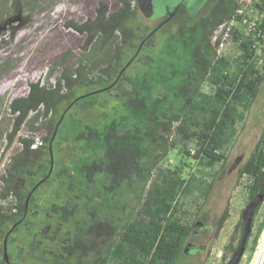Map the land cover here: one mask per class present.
Listing matches in <instances>:
<instances>
[{"label": "trees", "instance_id": "obj_1", "mask_svg": "<svg viewBox=\"0 0 264 264\" xmlns=\"http://www.w3.org/2000/svg\"><path fill=\"white\" fill-rule=\"evenodd\" d=\"M178 1L171 7L172 1L159 0L156 10L164 8L166 12L167 6L174 10ZM261 3L254 7L263 9L264 0ZM199 7L194 5L185 21L175 26L169 22L149 38L157 26L145 25L152 18L142 16L137 0H120L113 13L101 6L96 17L71 24L70 28L87 38L82 59L64 71L55 85L30 84L29 93L12 100L8 107L13 122L7 138L10 144L30 114L40 110L47 119V134L35 149L34 138L17 139L20 148L0 177V200L11 201L8 209L0 206V234L23 218L29 192L50 169L49 147L56 128L59 125L60 131L69 122L74 150L71 163L62 169L67 184H60L59 190L71 196L53 210L63 223L70 219L76 224L91 222L87 234L68 238L82 250L81 259L90 250V242L106 236L113 241L107 258L119 264H177L198 226L186 221L181 212V198L195 180L185 175L183 166L190 160L207 168L224 162L239 124L246 121L264 83V70L256 68L248 42L240 44L243 53L236 64L231 57L220 56L212 43L215 30L235 16L237 0H216L205 14L198 13ZM157 38H161L159 45ZM233 39L239 40L237 33ZM34 63V59L26 62L28 72ZM135 64L138 66L131 72ZM206 85L210 92L204 90ZM112 90L119 95L109 100ZM100 104L105 108L103 117L88 122L72 119L74 114L80 115L78 111H94ZM52 149L53 156H58L56 139ZM157 149L177 150L187 162L162 170L152 191L145 194L142 189V206L136 215L130 217L127 202H123L125 210L119 208L116 215L118 199L132 185L141 187L157 166ZM239 173L251 180L250 202L264 192V133ZM44 187L42 184L34 191L35 200L44 195ZM212 188L213 184H208L203 193L208 195ZM100 193L109 195V212H101L94 203L99 199L94 195ZM255 216L246 245L250 257L264 233V219L254 230ZM228 218L227 210L215 227L217 235ZM239 225L243 227L242 218ZM242 236L243 232L238 245ZM237 248L230 244L226 252L234 254ZM73 252L72 246L64 247V257Z\"/></svg>", "mask_w": 264, "mask_h": 264}, {"label": "rangeland", "instance_id": "obj_2", "mask_svg": "<svg viewBox=\"0 0 264 264\" xmlns=\"http://www.w3.org/2000/svg\"><path fill=\"white\" fill-rule=\"evenodd\" d=\"M14 1H17V7L14 6ZM101 6L106 7L108 13H113L119 8L120 0H0V176L4 173L5 165L11 156L20 148L17 140L19 137L42 141L47 134L45 129L47 119L40 110L30 114L15 141L10 144L7 141L13 124L8 109L10 102L26 96L32 83L55 85L64 71H70L77 65L86 53L87 38L70 26L96 17ZM164 14V8L156 10L154 18L145 21V25L150 28L158 26L165 18ZM142 16L144 17L143 14ZM189 17L188 11H182L172 24L175 26ZM160 40L161 38L156 39L157 45ZM242 42L240 36L239 40L233 39L224 52L225 56L233 59L234 64L243 53L240 45ZM33 59L35 60L33 69L28 72L26 62ZM137 66L138 64H135L131 72ZM97 68L98 66L92 69L93 74L97 73ZM204 90L210 92L211 88L206 85ZM118 95L119 91L112 90L107 98L114 100ZM110 107L111 105L108 106V111ZM104 111V105L100 104L94 111H78L80 115L76 113L72 119H76L77 122H88L93 118L103 117ZM71 129L70 123L67 122L56 134L58 145L62 148L60 168L69 165L72 160L74 147L70 142L73 135ZM263 133L264 83L246 121L239 124L238 136L226 150L227 158L224 162L207 168L203 163L190 160L189 165L183 166L185 175L194 176L195 180L190 191L181 198V212L190 224H198L195 228L197 233L190 241L198 247V251L191 253L189 248H186L188 253L185 250L177 264H228L232 259L234 254L231 251L226 252V248L230 244L238 246L243 232V227L239 223L244 210L250 204L251 180L246 176L241 177L239 169L253 153ZM239 157L243 158L239 168L229 173ZM154 158L158 164L151 170L149 178L141 183V187L132 185L129 191L121 196L120 208L124 209L123 204L127 202L131 215H136L141 209L139 194L142 189L145 194L152 191L162 170L173 169L181 165V161L187 162V159L179 155V151L172 149H157ZM211 183L213 188L205 195L203 190ZM261 204L255 216V231L264 219V200ZM10 205L11 201L0 200V206L8 209ZM119 210L117 211L120 212ZM227 210L229 218L217 235L215 227ZM263 237L264 233L255 254L250 257V251L245 252L241 264H255Z\"/></svg>", "mask_w": 264, "mask_h": 264}, {"label": "flooded vegetation", "instance_id": "obj_3", "mask_svg": "<svg viewBox=\"0 0 264 264\" xmlns=\"http://www.w3.org/2000/svg\"><path fill=\"white\" fill-rule=\"evenodd\" d=\"M170 1H172L170 2V6L172 7L174 5L172 3L176 0ZM215 1L216 0H180L174 10H172L170 6L166 7V16L164 20H166L177 7H179V10L170 22L174 21L175 17L180 12L185 10L189 12L194 5L200 6L198 13L203 12L206 8V11L201 13L205 14ZM189 2H192V4ZM56 150L58 155L56 156L58 159L57 163H55L56 157L53 156V168L51 160L47 176L40 181L41 183H37L33 190L29 192L27 198L29 203L31 201L30 206L28 203L27 215L29 213V218L26 216V219L15 228L14 226L20 220L14 225L9 226V228H5L0 234V264H119L117 260L107 258L110 253L109 245L112 244L113 241H110L106 236L96 239L95 242H90V250L86 253V256L83 259H81L82 250L77 247L74 241H68V238L73 239L80 237L82 232L87 234L88 228H91V222L88 224H76L70 219L69 223H63L61 222L60 216L53 210L54 207L61 206L66 196H71L69 192L63 190L64 188L62 190L66 192L62 191L60 193L59 190L60 184H62V186L67 184L62 176V169L68 165L63 166L62 168H60L61 166L59 167L61 164L60 153L62 148L59 147L57 140ZM42 184L45 186V193L35 200V198L32 197L33 193ZM94 196L99 198L94 200V203L98 206L99 210L101 212H109L111 208V203H108L107 201L109 195L100 193L97 195L95 194ZM118 200L119 202L117 201V203L114 204L115 211L120 208L119 203H122L121 199ZM116 215L119 216L118 211L116 212ZM132 216L134 215L132 214L130 217ZM195 233L197 232L195 231L194 234ZM5 244H7L8 261L4 259ZM69 245L74 248V252L64 257V247ZM186 248H189V252L191 253L198 251V247L191 242L187 243Z\"/></svg>", "mask_w": 264, "mask_h": 264}, {"label": "built area", "instance_id": "obj_4", "mask_svg": "<svg viewBox=\"0 0 264 264\" xmlns=\"http://www.w3.org/2000/svg\"><path fill=\"white\" fill-rule=\"evenodd\" d=\"M262 0H237L239 8L235 16L221 24L214 32L212 43L217 47L218 54L224 56L234 34H238L253 53V62L257 69L264 70V5L263 9L254 7ZM262 4V3H261ZM43 143L36 141L32 148H38ZM1 177V176H0ZM1 184V180H0ZM13 197L11 198V200Z\"/></svg>", "mask_w": 264, "mask_h": 264}, {"label": "water", "instance_id": "obj_5", "mask_svg": "<svg viewBox=\"0 0 264 264\" xmlns=\"http://www.w3.org/2000/svg\"><path fill=\"white\" fill-rule=\"evenodd\" d=\"M137 1H138L139 10L144 15V17H146L148 19L152 18L154 16V14H155V3L158 0H137ZM178 10H179V7H177L175 9V11L172 12L171 15L166 20H164L163 22H161V24H159L151 34H149L148 38L151 37V36H153L163 26H165L166 24H168L173 19V17L176 15V13H177ZM143 45H144V42L142 43L141 48L143 47ZM141 48H140L139 52L141 51ZM139 52L135 55V57L139 54ZM134 58L124 68V70L122 71L121 75L130 66V64L133 62ZM58 129H59V125L57 126L56 131H55V134H54V136H53V138L51 140V143H50V152H51V155H52V157H51V160H52V168H53V165H54L53 149H52L53 148V141H54V139L56 137V134H57ZM242 160H243V158L242 157H239L235 161V163L233 164V166L231 167L229 173H231L234 170L238 169L239 166H240V164H241V162H242ZM263 200H264V192H261L258 196H256L250 202V204L244 210L243 215H242L243 236H242V239H241V241H240V243L238 245V248H237L236 252L234 253L232 259L230 260V262L228 264H239L241 262L242 258L244 257V254L246 252V245H247L248 239H249V237H250V235L252 233V225H253V220H254V216H255V211L261 205V203L263 202ZM28 203H29V200H27V208H26V211H25L24 218L22 220H20L14 226V228L17 225H19L20 223H22L23 220L26 219L27 212H28ZM185 252L188 253V250L186 249ZM7 257H8L7 244H5V257H4V259L6 261H8V258ZM257 264H264V245H263V248L261 250V254H260V257H259V260H258V263Z\"/></svg>", "mask_w": 264, "mask_h": 264}, {"label": "bare ground", "instance_id": "obj_6", "mask_svg": "<svg viewBox=\"0 0 264 264\" xmlns=\"http://www.w3.org/2000/svg\"><path fill=\"white\" fill-rule=\"evenodd\" d=\"M263 245H264V237H263V243H262V246H261V250H262V248H263ZM261 250L259 251V253H258V255H257V259H256L255 264L258 263V260H259L260 254H261Z\"/></svg>", "mask_w": 264, "mask_h": 264}]
</instances>
